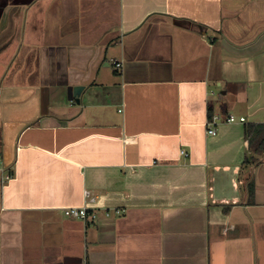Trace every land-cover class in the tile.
Returning a JSON list of instances; mask_svg holds the SVG:
<instances>
[{"label": "crops", "instance_id": "1", "mask_svg": "<svg viewBox=\"0 0 264 264\" xmlns=\"http://www.w3.org/2000/svg\"><path fill=\"white\" fill-rule=\"evenodd\" d=\"M0 264H264V0H0Z\"/></svg>", "mask_w": 264, "mask_h": 264}, {"label": "built area", "instance_id": "2", "mask_svg": "<svg viewBox=\"0 0 264 264\" xmlns=\"http://www.w3.org/2000/svg\"><path fill=\"white\" fill-rule=\"evenodd\" d=\"M118 67L121 66V63H117L116 64ZM222 120L220 115H214L212 117V119H210L207 123L208 128H207V133L210 135H215L217 133V126L219 124V122ZM226 122H244L245 121V117L241 116V117H236L233 114L227 115ZM182 154L184 155H188L187 152L182 151ZM86 194V199L87 202L85 205L77 207V206H69V207H64L62 209L64 215L66 217H71V218H77V219H81L84 222H88V221H94L99 219V214L98 212L93 208V206L91 205L94 201L95 198L93 196H91L90 192L87 190L85 192ZM117 213H119V210H116ZM111 213L109 211L105 212L106 216H109Z\"/></svg>", "mask_w": 264, "mask_h": 264}, {"label": "water", "instance_id": "3", "mask_svg": "<svg viewBox=\"0 0 264 264\" xmlns=\"http://www.w3.org/2000/svg\"><path fill=\"white\" fill-rule=\"evenodd\" d=\"M83 86H75L72 88V99L73 97L76 101H79V95ZM13 142H7L5 147V165H9L12 163L13 156H14V146Z\"/></svg>", "mask_w": 264, "mask_h": 264}, {"label": "trees", "instance_id": "4", "mask_svg": "<svg viewBox=\"0 0 264 264\" xmlns=\"http://www.w3.org/2000/svg\"><path fill=\"white\" fill-rule=\"evenodd\" d=\"M250 128H251V126H250Z\"/></svg>", "mask_w": 264, "mask_h": 264}]
</instances>
